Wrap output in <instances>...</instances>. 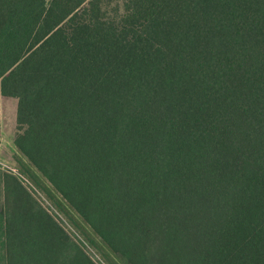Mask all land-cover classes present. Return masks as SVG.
<instances>
[{"label":"trees","instance_id":"trees-1","mask_svg":"<svg viewBox=\"0 0 264 264\" xmlns=\"http://www.w3.org/2000/svg\"><path fill=\"white\" fill-rule=\"evenodd\" d=\"M0 264H264V0H0Z\"/></svg>","mask_w":264,"mask_h":264},{"label":"rangeland","instance_id":"rangeland-1","mask_svg":"<svg viewBox=\"0 0 264 264\" xmlns=\"http://www.w3.org/2000/svg\"><path fill=\"white\" fill-rule=\"evenodd\" d=\"M17 104L15 97H0V163L4 166L15 167L14 138L17 131Z\"/></svg>","mask_w":264,"mask_h":264},{"label":"crops","instance_id":"crops-1","mask_svg":"<svg viewBox=\"0 0 264 264\" xmlns=\"http://www.w3.org/2000/svg\"><path fill=\"white\" fill-rule=\"evenodd\" d=\"M1 134L3 133V130L1 129V132H0ZM13 152H14V149H13ZM13 158V157H12Z\"/></svg>","mask_w":264,"mask_h":264}]
</instances>
